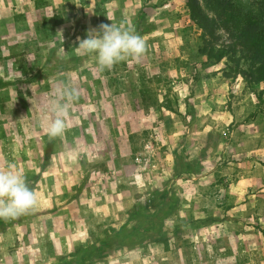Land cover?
Segmentation results:
<instances>
[{"label":"rangeland","instance_id":"rangeland-1","mask_svg":"<svg viewBox=\"0 0 264 264\" xmlns=\"http://www.w3.org/2000/svg\"><path fill=\"white\" fill-rule=\"evenodd\" d=\"M110 23L138 34L145 53L101 72L74 48ZM201 33L186 0H0V79L11 83L0 89V141L37 201L0 219V264H78L87 249L82 264H264V84L232 73L238 53L219 65L200 55ZM216 36V49L231 45ZM59 82L78 94L64 134L50 138ZM45 149L46 182L37 176ZM180 154L190 173L176 174ZM242 177L238 203L253 208L227 223L220 244L216 217ZM161 193L178 204L155 238L135 235L154 209L129 214Z\"/></svg>","mask_w":264,"mask_h":264},{"label":"trees","instance_id":"trees-1","mask_svg":"<svg viewBox=\"0 0 264 264\" xmlns=\"http://www.w3.org/2000/svg\"><path fill=\"white\" fill-rule=\"evenodd\" d=\"M186 7L190 20L202 31L203 47L198 51L200 55H205L208 60H213L214 65H219L228 52L232 56L238 53V58L229 57L234 63L232 73L243 76L248 85L264 84V0H186ZM217 29L224 31L232 40L228 48H215ZM237 46L239 49L236 50ZM10 84L0 79V89ZM50 156V151L45 149L44 160ZM185 158L180 154L175 167L177 175L192 171V165ZM178 201L174 195H154L150 205L141 208L139 213L129 214L128 220L136 221L144 219L146 212L154 209L152 217L155 221L138 223V232L134 231V234L155 238L160 231L159 220L170 214ZM93 252L92 249L83 250L78 264H82Z\"/></svg>","mask_w":264,"mask_h":264},{"label":"clouds","instance_id":"clouds-1","mask_svg":"<svg viewBox=\"0 0 264 264\" xmlns=\"http://www.w3.org/2000/svg\"><path fill=\"white\" fill-rule=\"evenodd\" d=\"M77 44L74 50L81 55H94L96 68L101 72L126 59L139 61L145 53V43L138 34L112 23L89 30L83 39L77 37ZM77 94V89L70 83L53 85L48 102L51 118L46 128L50 138L64 134L70 119V104ZM36 203L34 191L19 172L11 167L0 172V219H15L32 211Z\"/></svg>","mask_w":264,"mask_h":264},{"label":"crops","instance_id":"crops-1","mask_svg":"<svg viewBox=\"0 0 264 264\" xmlns=\"http://www.w3.org/2000/svg\"><path fill=\"white\" fill-rule=\"evenodd\" d=\"M6 143H8V140L6 141ZM6 143H1L0 144V167L3 165L5 166V169L9 170V168H12L13 163V158H12V153H11V149L9 148V144L7 145ZM41 154L43 157V164L40 166V170L37 172V176H41V181H47L48 178V174L46 175L44 173V171H46V168L48 167V164L51 161L52 155L44 160V150H41ZM60 159H63L62 157ZM63 161V160H62ZM1 170L4 169L3 167L0 168ZM43 171V172H41ZM51 174V173H50ZM249 182V178L246 177H242L239 178V180H235V182L231 183L228 185V190L224 193L227 194V200L229 202H231V208L227 211H225V215H224V220L222 222V219L217 216V220H219L218 222V229L217 231L219 232V234L221 235V237L219 236V243L221 244V242H224L225 239L223 238L227 233V223H232L234 225L238 224V219L241 218L240 216L243 215V213L245 211L253 208V205L251 207H246L247 204H242L239 202L238 200H240V198H242L241 196H244V194L247 192V188H243L244 185H248ZM34 185V183H31L29 185H27L28 187ZM66 202V200H64ZM230 204V203H229ZM260 220H264V216L260 219ZM259 225H262V223H259ZM236 230L234 232V236H230V239L232 241V243L236 244V241L238 242V236L235 234ZM218 238V237H217ZM212 250V248H211Z\"/></svg>","mask_w":264,"mask_h":264}]
</instances>
